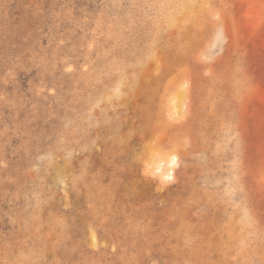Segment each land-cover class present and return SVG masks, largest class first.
Listing matches in <instances>:
<instances>
[{
	"label": "rangeland",
	"instance_id": "374dc122",
	"mask_svg": "<svg viewBox=\"0 0 264 264\" xmlns=\"http://www.w3.org/2000/svg\"><path fill=\"white\" fill-rule=\"evenodd\" d=\"M0 264H264V0H0Z\"/></svg>",
	"mask_w": 264,
	"mask_h": 264
},
{
	"label": "bare ground",
	"instance_id": "6f19581e",
	"mask_svg": "<svg viewBox=\"0 0 264 264\" xmlns=\"http://www.w3.org/2000/svg\"><path fill=\"white\" fill-rule=\"evenodd\" d=\"M174 160H175V157L173 159L170 160L169 164L170 165H174Z\"/></svg>",
	"mask_w": 264,
	"mask_h": 264
}]
</instances>
